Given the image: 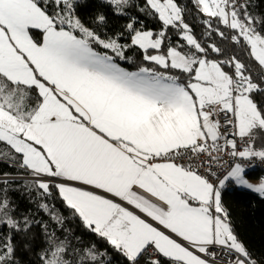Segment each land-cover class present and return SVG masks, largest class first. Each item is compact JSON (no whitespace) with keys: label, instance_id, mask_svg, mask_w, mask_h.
Returning <instances> with one entry per match:
<instances>
[{"label":"snow or ice","instance_id":"obj_1","mask_svg":"<svg viewBox=\"0 0 264 264\" xmlns=\"http://www.w3.org/2000/svg\"><path fill=\"white\" fill-rule=\"evenodd\" d=\"M189 2L201 38L183 0H104L128 21L111 34L107 12L80 15L84 0H0V162L32 178L64 233L43 225L40 264H111L107 249L69 236L44 202L54 192L128 264H262L222 193L264 197V176L251 183L242 163L264 162V10ZM13 182L0 177V264H20L16 236L34 223L16 218Z\"/></svg>","mask_w":264,"mask_h":264},{"label":"trees","instance_id":"obj_2","mask_svg":"<svg viewBox=\"0 0 264 264\" xmlns=\"http://www.w3.org/2000/svg\"><path fill=\"white\" fill-rule=\"evenodd\" d=\"M134 2L138 3L139 0H134ZM254 2L259 4L260 8L264 10V3H261V0H254ZM183 3L187 4L190 9L185 17L186 22L192 26L194 34L201 38V33L204 31V26L200 22L201 18L194 10H191L192 5L189 0H183ZM79 11L80 15L86 19L93 17L99 12H107L109 20L105 30L109 31L110 34L119 31L128 22L126 17L113 16L104 0H84ZM128 12L133 16L139 15L135 7L129 8ZM140 18L144 20L147 28H159V24L152 19L144 16ZM221 46L231 48V45L227 44H222ZM126 55L137 62L142 58L140 51L136 48L129 50ZM122 63L126 67L129 66L125 62ZM5 172L9 173L10 176L28 175L26 172L12 167L9 163L0 162V176ZM247 173H250L247 177L259 179L264 175V170ZM12 181L14 182L10 185L8 195L14 203L17 212L16 218L22 219L27 216L34 221L27 238H25L23 233L16 236L18 245L17 258L20 260V264H40L39 253L46 246L44 244L43 225L47 224L49 230L55 228L58 235L63 236L64 233L50 220L48 214L39 208L38 205L41 202V198L35 190L29 189L28 185H30L31 181L20 179ZM222 201L231 214L233 225L239 238L245 242L258 259L264 258V197L250 190L231 186L222 193ZM44 202L50 206H55L64 217L63 227L69 230L68 234L70 237L74 234L75 237H79L85 244L94 243L101 250L107 249L111 264H128L126 259L109 248L104 240L87 230L78 218H73L71 211L60 202L59 198L55 196V192L53 197L47 198ZM7 231L5 226L0 225V235L5 234ZM262 264H264V260H262Z\"/></svg>","mask_w":264,"mask_h":264},{"label":"built area","instance_id":"obj_3","mask_svg":"<svg viewBox=\"0 0 264 264\" xmlns=\"http://www.w3.org/2000/svg\"><path fill=\"white\" fill-rule=\"evenodd\" d=\"M227 159V157H225ZM244 164H249L251 163V167L246 168V172H254V171H259V170H264V162L260 161L259 159H255L251 162L249 161H242Z\"/></svg>","mask_w":264,"mask_h":264},{"label":"rangeland","instance_id":"obj_4","mask_svg":"<svg viewBox=\"0 0 264 264\" xmlns=\"http://www.w3.org/2000/svg\"><path fill=\"white\" fill-rule=\"evenodd\" d=\"M0 177H2V176H0ZM246 178L249 179L250 182L253 183V184L259 183V180H260V178L259 179H253V178H249V177H246ZM10 179L11 180L20 179V180H27V181H31L32 180V178L29 175L10 176ZM233 186H236V185L233 184ZM236 187L241 188V189H246V188H242V187H239V186H236ZM246 190H250V189H246ZM250 191H252V190H250ZM252 192H254V191H252ZM257 194H259V193H257Z\"/></svg>","mask_w":264,"mask_h":264},{"label":"crops","instance_id":"obj_5","mask_svg":"<svg viewBox=\"0 0 264 264\" xmlns=\"http://www.w3.org/2000/svg\"><path fill=\"white\" fill-rule=\"evenodd\" d=\"M264 176V175H263ZM231 186H233V184L232 185H229L228 187H231ZM228 187H226V188H228Z\"/></svg>","mask_w":264,"mask_h":264}]
</instances>
